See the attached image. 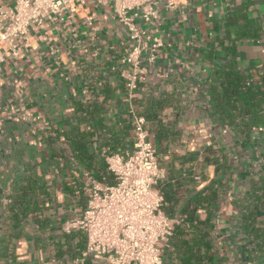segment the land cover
<instances>
[{
	"label": "crops",
	"instance_id": "obj_1",
	"mask_svg": "<svg viewBox=\"0 0 264 264\" xmlns=\"http://www.w3.org/2000/svg\"><path fill=\"white\" fill-rule=\"evenodd\" d=\"M15 2L0 0V7ZM157 10L159 20L146 29L163 46L154 61L150 54L143 56L139 90L132 100L146 116L152 141L159 126L166 129L159 155L161 183L171 180L178 208L204 189L216 194L213 237L223 259L220 264H264V133L249 139L224 135L210 103L211 82L220 66L234 62L244 72L264 70V0L160 1ZM90 12L93 27L85 20ZM31 37V48L20 60L0 66V205L4 207L10 202L13 180L5 158L13 155L14 143L41 150L42 133L74 113L75 99L105 105L106 124L114 126L123 142V134L118 135L127 118L123 110L132 103L122 89L123 68L118 67L129 45L110 10L90 5L66 23H46ZM132 139L133 130L125 141ZM215 142L226 154V168L215 163L224 162L217 146L210 153L204 150ZM107 149L103 148L102 158ZM133 149L125 145L118 151ZM55 178V201L44 214L52 221L50 228L35 229L33 218L23 225L15 264H107L98 256L82 261L84 233L65 230L87 207V174L84 197L63 192L61 181H72L69 172ZM257 204L261 208L253 231L247 229L244 217ZM200 216L206 219V211ZM9 227L0 221V232ZM60 250L65 254L59 255Z\"/></svg>",
	"mask_w": 264,
	"mask_h": 264
},
{
	"label": "trees",
	"instance_id": "obj_2",
	"mask_svg": "<svg viewBox=\"0 0 264 264\" xmlns=\"http://www.w3.org/2000/svg\"><path fill=\"white\" fill-rule=\"evenodd\" d=\"M122 89L128 96L125 81ZM210 103L213 119L222 131L226 129L235 137L249 139L255 133L254 129L263 124L264 70L244 72L234 62L220 66L211 82ZM74 105V113L63 117L61 125H48V131L42 133L41 150L13 142V155L5 158L11 164L13 180L9 204L5 207L0 205L1 223H10L9 231L0 232V264H15L16 242L23 237V225L30 218H33L35 229L45 231L50 228L52 221L44 214L52 209L55 201L56 175L62 176L64 172H69L72 181H61L63 192L71 196L79 193L84 197L85 174L93 176L98 182L112 179L108 164L101 157L103 148L116 152L121 146H134L133 139L125 141L133 130L129 104L123 110L127 118L118 133L123 134V142L116 135L114 126L106 124L105 105L76 99ZM132 105L139 115H144L133 100ZM157 105L162 106L160 103ZM165 138L166 129L159 126L153 141L158 159ZM214 146L219 150L220 159L224 158L223 163L219 160L215 163L226 168V154L219 142L206 147L205 152L210 153ZM205 160L209 158L205 157ZM170 181L164 185L160 181L158 185L165 200V213L176 219L168 238V247L164 246V264L222 263L213 237L217 226L216 194L204 189L178 208L175 197L177 191L172 190ZM217 182H221V179ZM259 208L261 205L252 206L245 215L247 229L255 231ZM202 210L207 213L206 219L200 216ZM61 237L68 239L69 236L62 234ZM58 253L64 255L65 251L60 250Z\"/></svg>",
	"mask_w": 264,
	"mask_h": 264
},
{
	"label": "built area",
	"instance_id": "obj_3",
	"mask_svg": "<svg viewBox=\"0 0 264 264\" xmlns=\"http://www.w3.org/2000/svg\"><path fill=\"white\" fill-rule=\"evenodd\" d=\"M160 1L177 0H16L12 7H0V66L20 60L31 48V33L46 23H66L90 5L108 9L124 30L129 45L118 67L123 68L130 102L139 90L143 56L150 54V61H154L156 51L163 46L161 39L146 29L159 20ZM85 20L94 26L91 12ZM129 110L133 151L104 152L112 181L98 182L87 174V207L81 218L65 228L67 233H84L82 261L98 256L107 264H164V246L175 223L164 211L165 200L158 188L164 171L146 118L137 113L132 103ZM254 131L263 134L264 126ZM222 132L228 134L226 129Z\"/></svg>",
	"mask_w": 264,
	"mask_h": 264
}]
</instances>
